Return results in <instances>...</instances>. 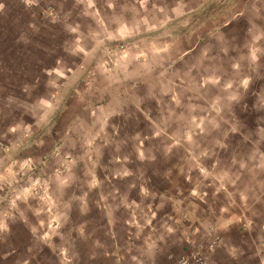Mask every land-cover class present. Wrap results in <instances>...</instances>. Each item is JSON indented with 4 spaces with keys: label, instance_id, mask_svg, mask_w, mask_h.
<instances>
[{
    "label": "crops",
    "instance_id": "1",
    "mask_svg": "<svg viewBox=\"0 0 264 264\" xmlns=\"http://www.w3.org/2000/svg\"><path fill=\"white\" fill-rule=\"evenodd\" d=\"M207 1L0 0V264H264V23L226 74L199 54L200 85L191 36L163 41ZM115 138L140 162L97 178Z\"/></svg>",
    "mask_w": 264,
    "mask_h": 264
},
{
    "label": "rangeland",
    "instance_id": "2",
    "mask_svg": "<svg viewBox=\"0 0 264 264\" xmlns=\"http://www.w3.org/2000/svg\"><path fill=\"white\" fill-rule=\"evenodd\" d=\"M196 5L197 9L194 12L183 16L181 15L177 20L174 21L173 24L163 28V41H167V39L171 38V36H178L179 39H185L187 36H191L189 40L190 43L184 44L191 45L192 40L196 44L195 59H192L190 64L196 62L194 69L197 76V82L199 83L201 74L198 73L203 69V64L202 62H199L200 58H198V56L199 54H202L204 50H211L212 53L213 60H211L210 65L212 66L211 71L213 73V79L216 75L220 74V71H223L224 74L228 72L227 68H220V66H223L221 65L222 62L235 63L238 58L239 60L242 59V53H246V50L243 48V43L240 39L243 36H248L250 39H253V36L249 33L250 30H247L248 28L246 26L251 24H254L255 26L259 25L258 28H254L253 32L255 31V33L261 29L260 26L264 23V0H209L201 6H199L198 3H196ZM249 28L251 29V27ZM262 33L264 35V26ZM219 35L227 37L226 48L223 45V40L221 41L219 38L216 39V37ZM255 36H259L258 33ZM259 38L260 43L258 42L257 46H259L261 51V60H264V36H259ZM115 48L119 50L126 49L123 42L117 43ZM220 50H222L223 55L221 57H214L215 51L219 52ZM182 59L183 62L178 64L180 66V70L182 71L185 68L187 71L188 67H186V62H188V58L185 57ZM91 78L92 76H90L89 81ZM157 142L151 140L148 141L147 145L151 152H154L157 148ZM136 146H139L138 139L123 140L118 138L110 140V143L107 147L103 148L101 146L99 148L98 154L91 155L92 162L100 165L99 170H97L95 172L96 174L94 175L97 177V174L101 176L103 175L102 173H106L105 171H102L103 167L106 169L105 166L111 167V165L118 164L134 165L140 162L138 161L139 155H137L135 152ZM129 150L131 153H129ZM194 158L195 160L191 158L190 159L193 162L196 161L200 164L204 163L207 165H212V163L207 162L209 157L204 158L195 156ZM169 159L170 156L167 157L162 153L160 156L150 153L148 162H159V164H161L164 161H169ZM66 171L67 170L65 166H60L52 174L54 176H60L65 174ZM36 173H38V171ZM152 174H155L154 170L152 172H148L149 177H152ZM39 178H41V175L38 176V179ZM159 178L165 177L160 173ZM45 189L47 191V188ZM39 190H41L40 187H36L33 191L39 192ZM184 202L187 203L188 200L184 199ZM249 211H251V209ZM210 217L209 221L211 224L214 223L213 226L218 225L217 215L212 214ZM183 220L187 221L186 219Z\"/></svg>",
    "mask_w": 264,
    "mask_h": 264
},
{
    "label": "built area",
    "instance_id": "3",
    "mask_svg": "<svg viewBox=\"0 0 264 264\" xmlns=\"http://www.w3.org/2000/svg\"><path fill=\"white\" fill-rule=\"evenodd\" d=\"M16 1H18L21 4L30 5V6H35L45 3L44 0H16ZM173 264H209V261L205 253L202 250L198 249L196 251L191 252L188 255L181 257Z\"/></svg>",
    "mask_w": 264,
    "mask_h": 264
}]
</instances>
